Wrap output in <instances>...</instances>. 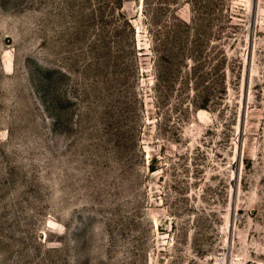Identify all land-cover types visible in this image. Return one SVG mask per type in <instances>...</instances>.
<instances>
[{
	"label": "rangeland",
	"instance_id": "374dc122",
	"mask_svg": "<svg viewBox=\"0 0 264 264\" xmlns=\"http://www.w3.org/2000/svg\"><path fill=\"white\" fill-rule=\"evenodd\" d=\"M0 264H264V0H0Z\"/></svg>",
	"mask_w": 264,
	"mask_h": 264
}]
</instances>
